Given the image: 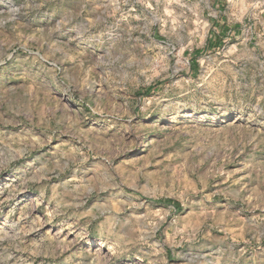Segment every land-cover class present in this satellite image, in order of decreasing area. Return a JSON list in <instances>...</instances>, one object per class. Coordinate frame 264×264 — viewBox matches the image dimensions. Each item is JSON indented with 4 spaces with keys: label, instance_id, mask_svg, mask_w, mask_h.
Wrapping results in <instances>:
<instances>
[{
    "label": "rangeland",
    "instance_id": "374dc122",
    "mask_svg": "<svg viewBox=\"0 0 264 264\" xmlns=\"http://www.w3.org/2000/svg\"><path fill=\"white\" fill-rule=\"evenodd\" d=\"M0 264H264V0H0Z\"/></svg>",
    "mask_w": 264,
    "mask_h": 264
},
{
    "label": "crops",
    "instance_id": "0c3cea01",
    "mask_svg": "<svg viewBox=\"0 0 264 264\" xmlns=\"http://www.w3.org/2000/svg\"><path fill=\"white\" fill-rule=\"evenodd\" d=\"M220 33L215 34L213 38L209 40L207 48L214 47L215 45L221 46L224 42V35L226 34L227 27L225 25H219Z\"/></svg>",
    "mask_w": 264,
    "mask_h": 264
}]
</instances>
